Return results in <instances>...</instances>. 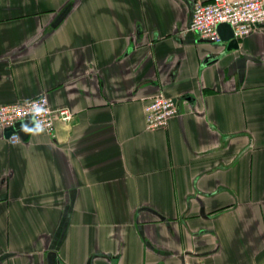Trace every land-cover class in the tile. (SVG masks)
<instances>
[{
  "label": "crops",
  "instance_id": "1",
  "mask_svg": "<svg viewBox=\"0 0 264 264\" xmlns=\"http://www.w3.org/2000/svg\"><path fill=\"white\" fill-rule=\"evenodd\" d=\"M197 1L0 0V103L72 114L0 128V264H264V24L228 50Z\"/></svg>",
  "mask_w": 264,
  "mask_h": 264
},
{
  "label": "built area",
  "instance_id": "2",
  "mask_svg": "<svg viewBox=\"0 0 264 264\" xmlns=\"http://www.w3.org/2000/svg\"><path fill=\"white\" fill-rule=\"evenodd\" d=\"M221 22H228L236 37L248 35L257 25L264 24V0H210L197 1L193 8L189 28L203 38L221 42L218 30ZM178 112L172 97L159 94L145 107V122L148 129H157L168 125ZM27 116L32 117L37 126L51 130L57 117L63 120L72 118L68 108L55 110L46 93L23 101L0 103V128L14 126ZM11 143L21 140L18 131H13L8 139Z\"/></svg>",
  "mask_w": 264,
  "mask_h": 264
},
{
  "label": "water",
  "instance_id": "3",
  "mask_svg": "<svg viewBox=\"0 0 264 264\" xmlns=\"http://www.w3.org/2000/svg\"><path fill=\"white\" fill-rule=\"evenodd\" d=\"M218 30L220 32L222 40L224 42H227V49L228 50L231 48H237L238 47V38L235 36L233 28L228 22H221L218 25ZM204 40H206L208 42H212L211 40H208V39H204ZM174 101L176 102L175 98H174ZM23 123L27 124L28 128H33L34 126H36V123L34 122L32 117L27 116L23 121H19V122L17 121L14 126L6 128L5 129L6 137H10L12 132L15 129H17L18 132L20 133L21 137L23 139H26L29 133L25 132L23 129L20 128V127H22Z\"/></svg>",
  "mask_w": 264,
  "mask_h": 264
},
{
  "label": "clouds",
  "instance_id": "4",
  "mask_svg": "<svg viewBox=\"0 0 264 264\" xmlns=\"http://www.w3.org/2000/svg\"><path fill=\"white\" fill-rule=\"evenodd\" d=\"M22 129H23L25 132L31 133V134H33V135L40 134V133L43 132V130H44L42 127H36L35 129H33V128H28L26 125H23V126H22Z\"/></svg>",
  "mask_w": 264,
  "mask_h": 264
}]
</instances>
